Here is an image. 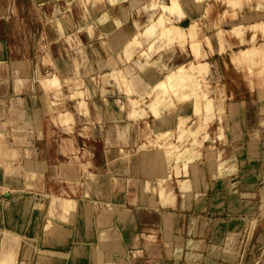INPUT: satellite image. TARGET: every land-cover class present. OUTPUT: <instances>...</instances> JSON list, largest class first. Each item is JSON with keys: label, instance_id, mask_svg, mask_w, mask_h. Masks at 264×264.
Masks as SVG:
<instances>
[{"label": "crops", "instance_id": "crops-1", "mask_svg": "<svg viewBox=\"0 0 264 264\" xmlns=\"http://www.w3.org/2000/svg\"><path fill=\"white\" fill-rule=\"evenodd\" d=\"M59 1L31 0L30 4L48 8ZM178 1L183 17L176 25L183 32L193 26L200 53L195 59L185 45L186 57L176 65L202 62L206 64L203 77L217 75V79L206 84L211 117L197 136L199 156L195 161L182 167L173 162H152L157 152L145 155L137 159L133 169L132 166L127 169L126 163L122 166V170L132 173V178H144L143 183L130 179L127 187L124 178L114 188L108 186L107 190L97 188L96 192H89L88 188L81 189L86 178L84 163L74 164L66 159L52 162L44 157L46 115L41 110L51 111L57 105L55 90L42 88L45 79L41 80L39 94L33 96L32 102L29 100L30 109L25 107L22 95L25 84L20 86L23 80L18 75L24 74L26 63L19 58L10 59V50L0 35V76L9 71L16 75L11 85L7 83L13 98L6 97L5 103L0 102L6 107L8 103L11 105L0 110V137L12 136L13 132L18 137L30 134L35 138L31 150L24 145L10 147L0 143V264H136L145 260L160 264L167 259V250L179 248L184 230L181 222L192 201H199L203 193L219 184L230 187L247 183L248 176L259 182L264 171V0ZM149 2L63 0V15L46 22L42 39L46 46H51L61 40H76L81 44L86 40L109 42L113 37L117 39L114 45L107 53L102 50L100 55L123 56L124 44L148 23ZM74 7L80 9L77 23L73 21ZM51 21H55V28ZM235 28L240 29L238 38ZM249 48L258 50V64L251 67L250 73L248 60L241 57V52ZM131 54L126 53L125 59ZM214 60H219L225 71L230 69L240 75L238 87L232 80L223 79ZM37 62L36 69L50 71L53 67L49 55H39ZM150 81L152 77L146 76L147 89L153 84ZM138 85L136 88L143 86ZM200 115L194 116L191 102L184 101L161 113L160 119L147 112L146 120L156 132L168 130L175 134L178 120L198 125L204 117L202 106ZM10 120L17 129L9 133L1 127ZM61 133L68 136L67 132ZM75 135L84 137L81 132ZM58 148L61 155L68 152L64 148L62 154L61 146ZM117 163L121 164L113 162L114 166ZM74 185H80V189L74 190ZM169 185L175 186L172 192ZM64 200L70 203L64 205Z\"/></svg>", "mask_w": 264, "mask_h": 264}, {"label": "rangeland", "instance_id": "rangeland-1", "mask_svg": "<svg viewBox=\"0 0 264 264\" xmlns=\"http://www.w3.org/2000/svg\"><path fill=\"white\" fill-rule=\"evenodd\" d=\"M30 1L0 0V35L4 36L10 50V59L19 58L26 63L24 74L18 75L23 80L20 86L25 84L22 94L26 101L25 107L30 109L29 100L32 102L33 96L39 94L37 89L41 80L55 76V81L58 80L60 84L58 89L52 88L57 96V105L51 111L41 110L46 115L43 123L47 136L42 144L44 157L50 158L52 162L66 159L72 160L74 164L84 163L86 166L83 176L86 178L81 189L88 188L89 192H96L97 188L107 190L108 186L114 188L122 184L124 178L127 181L124 186L130 184V179L143 183L144 178H132V173L122 170V166L126 163L127 169L128 166L133 169L137 159L159 152L154 147L157 132L146 120L147 110L144 104L139 106L145 111L143 117H136L131 113L133 108L129 99L138 98L137 92L129 83L137 82L147 87L146 76H151L154 81L175 69L178 66L176 64H180L177 62H182L185 58L186 42L183 45L175 42L165 46L147 60L139 57L138 51L144 49L150 40H141V48L133 50L127 60L124 56L100 55L102 50L107 53V49L114 45L117 39L113 37L109 42L105 39L102 42L86 40L80 44L76 40H61L46 46L42 39L46 22L63 15V0L53 2L48 8L34 7ZM72 11L74 23L79 22L80 9L74 7ZM51 23L55 28V21ZM174 48L178 49L177 52L173 51ZM39 55L50 56L53 62L50 71L36 69ZM45 63L48 65L49 61ZM214 63L223 79L232 80L238 87L240 75L230 69L225 71L219 60H214ZM249 63L250 73L251 67L258 64L256 57ZM216 76L211 73L208 78L203 77L202 89L206 97H209L208 82L215 80ZM0 77V102L5 103L6 97L13 98L7 83L11 85L16 75L9 71L2 72ZM43 85L41 83L42 88ZM144 101L147 102L148 99ZM10 107L9 103L7 107L0 104L2 111ZM166 111L167 108L161 113H167ZM129 113L132 115H127ZM5 124L1 128L9 133L17 129L12 120ZM61 131L67 132L68 136ZM80 132L83 138L76 137L75 134ZM11 134L12 136L0 137V143L10 147L24 145L25 149H32L35 142L32 135L18 137L13 132ZM65 139L68 140L67 143H64ZM59 146L62 154L65 153L64 148L68 152L61 155ZM113 162L121 164L114 166ZM248 177L247 183H235L230 187L225 183L219 184L212 191L203 193L199 201H192L189 211L184 212L187 216L181 222L184 230L179 248L172 252L167 250V259L161 260L160 264H264V171L259 182L253 176ZM169 187L172 192L175 186ZM73 188L80 189V185H74ZM69 203L63 201L64 205ZM169 251L170 255L167 256ZM136 264L156 263L145 260Z\"/></svg>", "mask_w": 264, "mask_h": 264}, {"label": "bare ground", "instance_id": "bare-ground-1", "mask_svg": "<svg viewBox=\"0 0 264 264\" xmlns=\"http://www.w3.org/2000/svg\"><path fill=\"white\" fill-rule=\"evenodd\" d=\"M114 1L115 0H110L111 3L114 2ZM194 1L195 0H193V2ZM214 1H216V0H214ZM244 2H245V0H244ZM233 6H230V7H233ZM180 7L181 6L179 5V1L178 0H167V2H163L161 0H150L149 5H148V11H150V13H149L150 17L148 18V23L146 24V22H145V24H144L145 26L143 25V28L140 31L135 32L132 35L131 39L128 40L124 44V47H123V50H122L123 51L122 52L123 56H125L126 53L128 54L129 52H133V50L141 48V45H142L141 44V40L142 41L150 40L144 49H139V51H138L139 57H143L145 60H147L151 55H153L155 53L157 54V52L161 51L162 48H164L165 46L168 47V45H171V44H173L175 42H177L179 45H183V43L186 42V45H188V48H189L192 56L195 59L198 58L199 57V53H200V51H199V44L200 43L195 39L196 37H195V34H194L195 31H193V26L188 27L186 32H183L176 25V23L183 17V13L181 12ZM217 13H219V12H217ZM117 17H119V16H117ZM152 17H154V18L152 19ZM237 29H236V34H235L236 36H237V34H241V33H239L240 29H239V31H237ZM253 30H252V32H253ZM260 35H261V33H260ZM237 38H238V36H237ZM106 48H108V47H106ZM261 53L263 55V51H261ZM242 56H244V58L246 60H248V62H249L252 59H255L256 56H258V50L254 49V48H249L246 51L244 50V52H241V57ZM241 57H239V59ZM127 59L128 58H126V60ZM250 63H248V64H250ZM262 64H263V68H264V59L262 60ZM256 65H257V63H256ZM205 69H206V64L202 63V62H196L194 64L188 63L186 66H184V65L178 66L175 69L168 71L161 78L154 79V81L152 80L153 84L148 89L145 87V85L142 86V88H136V87L140 86V85H138L139 83H137V82H135V83L130 82L129 83L131 85V87H134V90L137 92V98L138 99H129V104L133 108L131 113L134 114V116H136V117H138V116L141 117L145 113L144 110L139 108L140 104H144V107L146 108L147 112L150 113L151 116L153 118H155V119H160L161 118L160 114H161V111H163V109H165V108H167V110L169 108L171 109V108L174 107L175 103H180V102H184V101H190L191 102V104H192V113H193L194 116H197V118H198V115H200L201 106H202V110L204 112V117H203L202 121H200V123L198 125L189 124V123H187V121H185V119L184 120H178L176 128H175V134L173 133L174 135L171 132H169L168 130L167 131H163V132H157V134L155 135L156 139H155V146L154 147H156V149L159 152H157L156 156L151 158L152 162L155 163V162H157V160H158V162L162 161V162H165V163L173 162L174 165L181 164L182 167H185L186 164L191 163V162L195 161L198 158L199 153L196 150V146L198 145L197 141H199V140H197V136L205 128V126L207 125V122L209 121V118L211 117V111H212L210 101L205 96V94L203 92L204 89H202V87H203L202 86L203 75L205 73ZM122 77H124V76H122ZM93 79H95V78H93ZM55 80H56V78L54 76L51 77V78H47V79L43 80L42 81V84H44L43 88L44 89H46V88H48V89L57 88L58 89V86L60 84H58V81H55ZM145 99H148V101L145 102L144 101ZM201 101H203L202 105L200 103ZM239 111H240V109H239ZM131 113H129L128 115L131 116L132 115ZM116 122H118V121H116ZM170 134H172L173 136H170ZM134 138H135V136H134ZM145 149H147V148H145ZM199 161H201V160H199ZM175 169L176 168L174 166V170ZM167 177H168V174L165 175V178H167ZM181 188H183V187H181ZM159 196H161V191H159Z\"/></svg>", "mask_w": 264, "mask_h": 264}]
</instances>
